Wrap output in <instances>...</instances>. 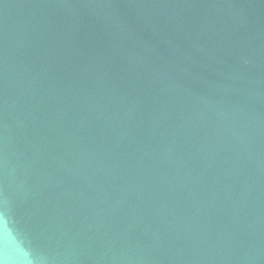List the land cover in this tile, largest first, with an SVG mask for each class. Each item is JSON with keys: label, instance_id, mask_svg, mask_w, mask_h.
I'll list each match as a JSON object with an SVG mask.
<instances>
[{"label": "water", "instance_id": "95a60500", "mask_svg": "<svg viewBox=\"0 0 264 264\" xmlns=\"http://www.w3.org/2000/svg\"><path fill=\"white\" fill-rule=\"evenodd\" d=\"M0 264H264V0H0Z\"/></svg>", "mask_w": 264, "mask_h": 264}]
</instances>
